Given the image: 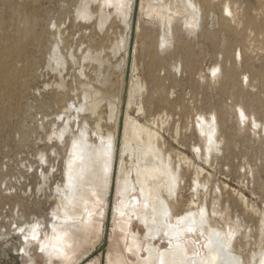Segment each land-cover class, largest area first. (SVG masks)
<instances>
[{
	"label": "bare ground",
	"instance_id": "1",
	"mask_svg": "<svg viewBox=\"0 0 264 264\" xmlns=\"http://www.w3.org/2000/svg\"><path fill=\"white\" fill-rule=\"evenodd\" d=\"M257 1L258 16L252 19L241 6L244 0H0V123L11 118L16 110L14 105H20L25 97L31 74L42 65L59 77L54 82L59 90L53 99L55 102L69 96L66 74L75 73L82 87V102L78 106L71 103L67 108V112L76 109L77 114L74 118L67 115L66 124L60 128L61 136L67 132L73 134L75 124L79 126L81 119L85 120L80 127L82 137L71 136L69 158L63 172L65 184L57 185L49 196L58 203L52 210L50 227L46 229L42 217L16 226V233L26 242L23 264H37L29 251L34 244L44 264H84L97 245L102 244L107 245V264H264V212L259 255H253L250 260L238 242L241 224L228 216L223 189L217 187L220 195L212 199L206 193L202 197L200 187L207 186L201 183L203 168L197 165L191 185L194 195L186 201L182 192L186 186L184 165L190 166L191 159L169 146L157 127L143 124L129 114L133 103L139 111H147L157 101L163 105L170 103L168 98H145V82L139 75L136 60L132 63L129 56V35L109 49L115 56L123 49L126 53L115 66L122 70V80L119 106L110 103L114 129H109L105 137L98 121L99 144L92 141L86 119L98 116L101 120L99 109L104 93L90 84L86 63L95 60L101 73L108 63L107 48L93 43L83 46L84 42H79L76 49L70 48L62 27L66 18L52 17L47 9L48 3L56 2L61 3L60 6L65 3L63 7L68 10L73 6L74 20H92L93 33L97 34L98 29L103 31L109 22L111 13L107 10L110 7L131 30L141 2L145 14L157 18V25L145 31L144 40L149 57L148 71L155 86H158L157 70L168 69V60L173 56H181L187 68L193 71L198 55L190 38L201 37L202 41L214 42L216 35L203 23L210 12L214 16L217 12L222 19L219 31L226 32L228 37L222 38L217 47L223 59L220 61L217 57L216 63L208 69V78L211 80L212 72L217 71L214 76L220 80L221 94L243 88L244 80L240 78L237 65L241 58L240 63L250 77L243 88L247 90L243 98L233 97L231 108L239 119L236 130L255 142L259 131L264 144V67H257L255 57L245 44L249 30L264 42V0ZM93 3H98V11L94 10ZM237 45L241 46L239 52L234 49ZM162 46L169 49L168 57L159 54ZM261 50L259 54L264 55V46ZM131 66L132 73H129ZM199 76L205 77L202 73ZM127 95L128 105L123 117ZM231 112L222 104L213 106L209 115H198L191 132L196 142L189 143L197 158L211 163L224 153L225 139L227 148L231 146L234 135L229 125ZM179 122L169 135L177 144H181ZM262 168L264 170V166ZM53 176L43 172V183L49 187ZM43 186L39 190L43 191ZM217 191L215 189L214 193ZM30 193L31 189L24 196L29 197ZM240 199L243 205L249 206L243 194ZM20 206L22 202L13 207L16 220H24ZM110 215L113 217L111 226ZM190 248L195 250L191 252ZM85 264H101V259L96 257Z\"/></svg>",
	"mask_w": 264,
	"mask_h": 264
},
{
	"label": "rangeland",
	"instance_id": "2",
	"mask_svg": "<svg viewBox=\"0 0 264 264\" xmlns=\"http://www.w3.org/2000/svg\"><path fill=\"white\" fill-rule=\"evenodd\" d=\"M60 4L59 2L48 3L47 9L52 17L63 16L66 18L62 27L70 48L76 49L79 42H84L83 46L93 43L96 47L103 45L107 48L105 58L107 56L108 63L106 67L104 65L101 73L98 71L95 60L91 59V62L89 60L86 63L90 84L104 93L99 109L101 120L98 116L86 119L91 127L92 141L99 144L98 121L101 122L102 133L105 137L109 129H114L115 119L110 118V103L119 106L118 97H121L120 82L122 80V70L115 66L126 57V53L123 49L115 56L109 49L122 37L127 38L129 35V56L132 63L134 59L136 60L139 75L145 82V98L154 96L157 100L168 98L170 101L166 105L159 104L157 101L147 111H139L137 105L133 103L128 110L129 114L143 124L157 127L167 139L169 146L183 152L191 159L190 166L184 165L186 186L182 192L186 201L194 195L191 185L197 165L203 168L200 173V180L207 186L206 188L200 187L202 197L206 193L212 199L220 195L217 187L223 189V201L227 204L228 216L241 224L238 242L242 244L245 256L250 260L253 255L258 257L259 242L262 241L259 233H262L261 224L264 212V170L262 168L264 166V144L261 132L258 131V139L255 142L244 132L240 133L236 130L239 119L231 108L234 101L233 97L243 98L242 95L247 92L243 88H246L245 85L250 77V73L240 63L241 58H238L237 65L240 78L244 80L243 88L231 89L221 94L220 80L214 76V74L217 75V71L212 72L211 80L208 78V69L216 63L217 57L220 58V61L223 59L222 55L218 53L217 47L221 45L222 38L228 37L226 32L219 31L222 23L220 15L216 12L214 16L213 12H210L203 23L216 35L214 42L202 41L201 37L190 38L194 52L198 55L197 64L193 71L187 68L181 56H173L168 60L170 64L167 66L168 69L159 68L157 70L158 86H155L148 71L149 57L144 40L145 31L153 29L157 25V18L147 16L141 2H139L134 14L131 30L110 7L107 10V13H111L109 22L103 31L98 29L97 34L93 33L92 20H74L75 16L72 12L74 7L72 6V10H68L67 7L64 8L65 3H62V6ZM97 6L98 3H93L94 10H97ZM241 6L248 11L249 18L257 19V0H244ZM52 26L51 28L55 29ZM250 32V30L246 32V36H249L245 37V44L255 57L253 60L257 67H264V55L259 54L260 51H263L261 48L264 46V42ZM240 48V45L234 47L237 52L240 51ZM253 49H256L258 53ZM159 54L168 57L169 49L162 46L159 49ZM176 64H179L177 69L174 68ZM112 66L115 69H112ZM78 70L79 68L76 67V72ZM129 73H132V66ZM200 73L205 77H200ZM58 79V76L42 65L36 73L31 74L25 97L20 105L15 104L16 107L14 105L16 110L13 111L11 118L0 123V183L3 182V191L0 192V264H23L26 260V255L23 252L26 242L21 234L16 233V226H21L25 222L29 223L31 219L42 217L46 223V229L50 227L53 222L52 210L58 203L53 197L49 199V196L55 191L57 185L65 184L63 172L66 167V160L69 158L71 136L82 137L80 127L85 124L84 119H81L79 126L75 124L73 134L67 132L63 137L60 134V128L66 124L67 115L74 118L77 114L76 109L67 112V108L71 103L78 106L82 102L81 84L75 77V73L66 74L69 96L66 100L57 103L53 99L59 92L54 85L55 80ZM128 99L127 95L123 102V117L126 114ZM172 101H176V104L173 105ZM222 104L227 105L230 112L232 111L229 122L234 132L232 144L227 148V139H225L224 153L221 152L219 157L211 163H206L197 158V155L190 149L189 143L196 142V139L191 136L193 124L199 114L209 115L213 106L215 108ZM163 110H167L168 113ZM179 120L181 144L175 143L173 138H170L171 132ZM162 124H164V129H161ZM175 137L176 135H174ZM250 168L255 172L254 175ZM43 172L54 174L49 187L43 183ZM4 183L7 185L6 189ZM40 186H43V191L39 190ZM30 189L29 197L24 196V193L29 192ZM215 189L218 190L217 194L214 193ZM114 194H116L115 191ZM240 194L247 198L248 207L243 205ZM114 201H112V206ZM20 202H22L20 213L24 216V220H16L13 212L14 205H18ZM109 222L111 226L113 224L112 215H110ZM106 247L107 245L103 244L97 245V249L85 263L99 257L101 264H107ZM190 250L193 252L195 249L190 248ZM29 251L37 264H44V258L36 244L31 245Z\"/></svg>",
	"mask_w": 264,
	"mask_h": 264
}]
</instances>
